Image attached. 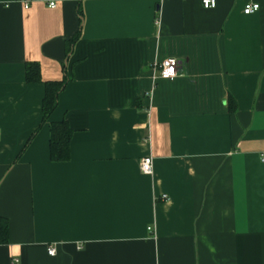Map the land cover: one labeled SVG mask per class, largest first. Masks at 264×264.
<instances>
[{
    "label": "crops",
    "instance_id": "1",
    "mask_svg": "<svg viewBox=\"0 0 264 264\" xmlns=\"http://www.w3.org/2000/svg\"><path fill=\"white\" fill-rule=\"evenodd\" d=\"M29 1L0 0V264H264V0Z\"/></svg>",
    "mask_w": 264,
    "mask_h": 264
},
{
    "label": "trees",
    "instance_id": "2",
    "mask_svg": "<svg viewBox=\"0 0 264 264\" xmlns=\"http://www.w3.org/2000/svg\"><path fill=\"white\" fill-rule=\"evenodd\" d=\"M79 33L71 41L72 45L78 38ZM26 81L28 84L42 82L40 66L37 62L27 63L25 66ZM69 77L67 74L60 80H45V93L42 98L41 115L42 122L40 125L47 123L52 112L58 107L59 95L66 87ZM236 102L234 98L229 99L228 109L230 113L235 112ZM50 129V158L54 162H62L70 160V140L74 133L68 121L64 118L61 121H49ZM9 221L5 217L0 216V244H7L9 239Z\"/></svg>",
    "mask_w": 264,
    "mask_h": 264
},
{
    "label": "built area",
    "instance_id": "3",
    "mask_svg": "<svg viewBox=\"0 0 264 264\" xmlns=\"http://www.w3.org/2000/svg\"><path fill=\"white\" fill-rule=\"evenodd\" d=\"M24 1V7L28 8L29 7V0H23ZM202 5L205 8L211 9L215 8L217 4V0H201ZM50 7L55 8L56 3L55 2H50ZM259 10V3H246L244 5V13L245 14H252L255 13ZM178 65L179 62L176 58H168L160 63H155L153 65V80L157 78H164V79H173L175 76L178 75ZM151 91L146 92L147 95L151 94ZM264 160V154L262 156V161ZM140 169H142V172L146 175L153 174L154 169H153V159L152 156L148 155V157H145L142 159L140 163ZM164 199H168L166 194L163 196ZM150 230V229H149ZM56 253V247L54 245L49 246L48 248V254L54 255ZM19 260L18 259H13V264H16Z\"/></svg>",
    "mask_w": 264,
    "mask_h": 264
}]
</instances>
